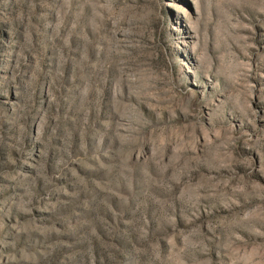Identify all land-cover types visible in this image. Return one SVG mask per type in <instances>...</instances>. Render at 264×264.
Instances as JSON below:
<instances>
[{
    "label": "rangeland",
    "instance_id": "374dc122",
    "mask_svg": "<svg viewBox=\"0 0 264 264\" xmlns=\"http://www.w3.org/2000/svg\"><path fill=\"white\" fill-rule=\"evenodd\" d=\"M0 264H264V0H0Z\"/></svg>",
    "mask_w": 264,
    "mask_h": 264
}]
</instances>
